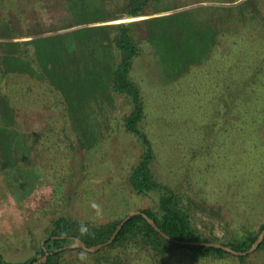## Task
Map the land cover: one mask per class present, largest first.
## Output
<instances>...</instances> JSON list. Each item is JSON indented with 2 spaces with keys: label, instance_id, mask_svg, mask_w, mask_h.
I'll use <instances>...</instances> for the list:
<instances>
[{
  "label": "rangeland",
  "instance_id": "obj_1",
  "mask_svg": "<svg viewBox=\"0 0 264 264\" xmlns=\"http://www.w3.org/2000/svg\"><path fill=\"white\" fill-rule=\"evenodd\" d=\"M45 1H48L49 9L52 8L50 15L54 22L64 23L65 20L60 19L58 14L63 12L64 15L69 11L66 8L62 11V7L59 8L56 3L63 0ZM245 1L152 0L146 7L149 12L172 7L173 10L160 16L186 15L197 29L207 33L211 55L206 62L196 65L202 53H198L197 57L192 54L196 66L193 65L184 73L183 78L174 82L171 76L162 71L161 62L150 55L154 51L151 45L143 43L131 72L132 79L139 84L147 98L146 126L161 157L158 172L162 180L174 183V174H182L186 169L193 172L195 164L202 172L197 185L204 187L207 181L208 186L204 188L208 193L218 186L217 176H230L232 179H228V186H219L224 195L216 192L213 197L208 193L204 195L214 201L219 198L224 205L236 198L232 213H226L229 219H233L234 228L231 230L224 222L216 221L207 214H197L200 232L211 243L223 246L231 237L235 238L248 229H256L264 222V207L258 211L252 206L243 215L242 207L237 206L242 204L237 203V199L243 200L241 193L235 195L239 185L249 187L251 183V177L247 174L249 156L254 155L256 164L257 158L261 161L259 153H264V76L259 74L262 72H258L255 75L257 79H250L264 65V0H254L253 4L258 8L259 14L258 18H250L249 21L242 19L243 8L240 5ZM1 2L2 8L7 12L4 22L11 23L13 31H0V51L3 49V42L26 41L66 33V29L63 31L65 27L54 26L58 29L55 30L46 29L53 28L52 26L35 25L44 21L36 20L32 15H36L38 11H32L31 0H20L17 8H14L10 0ZM122 4L127 5L126 2ZM36 8H40V5ZM106 10L104 16L109 11L110 16L114 13L125 14L110 22L112 24H128L135 20L124 10ZM245 28L248 30L247 34L244 33ZM79 30L82 31L74 29ZM34 33L38 35L32 37ZM138 34L141 39L143 32L139 30ZM245 34L247 38L243 40ZM79 35L80 39L78 36L75 38L84 43L86 52L81 54L69 50L71 58H63L77 63V55L80 58L84 54L89 55L90 61L96 65L100 63L106 66L108 63L109 67L107 71L103 69L101 78L106 73L109 74L114 58L112 47L106 41L107 37ZM72 42L78 49H83L76 39ZM63 43L61 48L63 45L69 47V43ZM72 45L74 44L70 43V48ZM47 49L52 57L59 56L55 44L49 45ZM43 58L48 60L47 54L43 53ZM76 72L78 74V69ZM0 73L2 74L1 70ZM8 86H14L17 91L20 88L24 95H27V88L39 90L42 95L39 99L23 101L18 108L16 99L14 100V106L18 110L17 115L15 114L18 125L16 131L20 133V128L23 127L30 136L27 146H23V162H32L40 168L39 173L36 172L38 187L29 202L33 210H27L30 209L29 203L24 206L15 204L7 193L5 183L18 182L28 173L21 171L5 181L0 175V238L2 241L6 239L13 242L10 246L12 251L5 252L6 259L20 261L32 254L37 245L32 244L29 239L25 240L21 233L26 236L25 228L36 226L38 237L42 238L41 228L45 223L43 216L46 217L48 213L64 215L81 222H103L119 218L128 209L135 207L127 204L128 191L123 190V179H120L124 177V168L128 166L130 157L140 149L133 137L120 132V107L126 105L124 100L119 99L116 104L100 94L92 95L87 101L71 100V118H64V104L52 91L48 92L42 83L12 76ZM4 99L9 100L7 97ZM78 102L80 103L76 105ZM71 111L69 105L70 114ZM216 122L218 125H215ZM16 148L20 152L21 145ZM19 160L17 158L15 161ZM184 165L187 167L180 169ZM233 175L235 179L232 178ZM262 183L264 184V179ZM230 185L233 186L232 189L229 188ZM251 192L252 190H243V194ZM262 194L264 195V188ZM93 202L100 205L99 210L92 208ZM37 215L41 218H36ZM76 243L74 240L70 246L74 247ZM100 258L102 261L98 264H112L110 252L101 254ZM69 259L76 264H95L93 257H83L81 254L72 255ZM184 264L192 263L187 261ZM198 264H264V250L252 252L245 263L237 258L227 257L213 261L201 260Z\"/></svg>",
  "mask_w": 264,
  "mask_h": 264
},
{
  "label": "trees",
  "instance_id": "obj_2",
  "mask_svg": "<svg viewBox=\"0 0 264 264\" xmlns=\"http://www.w3.org/2000/svg\"><path fill=\"white\" fill-rule=\"evenodd\" d=\"M150 2L152 0H130L124 12L131 17L148 14L149 11L146 7ZM253 2L254 0H246L240 5V8H243L242 19L244 18L245 21H249L250 18L252 20L258 18L259 11ZM1 9L0 19L7 16V12ZM123 15L120 14L118 18ZM105 17L104 20H110V11ZM188 20L190 18H187L186 15L169 14L128 24H110L84 28L81 32L80 30L71 31L62 35L36 37L17 43H1L3 49L0 51V58L4 60L1 61L0 59V70L7 75L5 97L9 98L10 101L0 99V175L3 176L5 181L21 171L28 173L24 179L18 182L15 181L16 183L5 181L8 187L7 193L15 204L24 206L31 201L32 195L38 187L39 181L36 172L39 173L38 169L40 167L32 162H23L24 147L27 146L30 136L28 135L29 132L23 127H19L20 133L16 131L18 125L14 115L16 109L14 94L18 91L15 90L14 86H8L12 76L22 75L21 78L24 80L38 81L47 88L48 92L52 91L65 106L66 115L63 114L64 118L69 116L71 118L72 111L71 104H69L71 100L87 101L95 94L110 98L116 104L119 103V99L124 100L126 105L120 107V110H122L119 116L121 122L120 132L133 137L139 143L140 149L135 152L133 157H130L128 166L124 168V177H120V179H123V190L128 191L126 199L129 202L127 204L129 206L134 205V208L128 209V212L119 218L103 222L98 220L81 222L64 215L48 213L46 217L43 216L45 223L41 228L42 238L38 237L36 226H27L25 228L27 231L26 236L19 231L25 240L29 239L32 244L37 245L27 258L20 261L6 259L5 252L12 251L10 246L13 242L6 239L2 241L0 238V264H33L41 260L46 251L49 252V255L47 260L41 264H76L74 260L71 259L70 261L69 259L75 254H81L83 257H93L94 263L98 264L102 261L101 254L106 252H110L112 264H184L187 261L198 264L201 260L213 261L227 257L237 258L240 262L245 263L250 258L252 253L238 256L222 248L176 243L156 230L143 216L145 214L150 220L154 221L157 227L167 236L182 242L200 241L211 243V240L200 232L197 225V214L199 212L207 214L216 221L224 222L231 230L234 228L233 219H229L226 213H232L236 198L230 204L224 205L219 198L214 201L204 195L208 193L205 189L208 182L206 181L203 185L205 188L197 185V179L202 174L198 165L193 166V172L186 169L182 174H174V183L162 180L158 172V161L161 157L152 137L148 134V127L146 126L148 116L147 98L144 96L142 88L131 76L134 60L140 55L143 43L151 45L154 51L150 55L161 62L162 71L165 75L171 76L174 82L183 78L184 73L195 65L192 54L197 57L198 53H202V57L196 62V65L206 62L211 55V49L208 48L209 37L207 33L205 34L199 28L197 29V26ZM12 27L8 22L3 24L0 21V31L5 29L13 31ZM46 29L58 30L54 27ZM139 30L143 32L141 39L138 34ZM90 31L92 33H87ZM247 31V28H245L244 33L247 34ZM80 33L84 36L107 37L106 41L112 47L114 58V65L111 71L109 70V74L106 73L107 75L105 74L101 78L103 69L107 71L109 67L108 63L106 66H102L100 63L96 65L90 61L89 55L84 54L81 58L77 55V63L73 61L71 63L63 58L69 56V50H75L81 54L86 52V46L83 42L77 40L80 46L83 47L82 50L78 49L75 43L72 42L75 36L80 37ZM246 34L243 40L247 38ZM35 35L38 34L34 33L32 37ZM73 37L74 39H72ZM212 37L214 38V36ZM65 38H70L69 42L67 39V42L63 43ZM248 39L250 38L248 37ZM248 42L251 41L248 40ZM62 43H69V47L63 45L61 48ZM70 43L74 44L71 48ZM51 44L58 47L56 53L60 57L51 56L47 49ZM43 53L47 54L48 60L43 58ZM62 64H64L63 67ZM258 72H262L259 74L264 76V65L261 70L253 73L254 76H251L250 79H257L258 77L255 75ZM0 84H2L1 73ZM96 85H99V87H96ZM25 93L27 95L23 94V98L27 102L31 98L39 99L42 95L39 90L34 91L31 88H27ZM79 103H76V105ZM215 125H218V122ZM17 145H21L20 152H17ZM197 147L200 146L197 145ZM259 154L261 161H258L257 158V165L254 162V155L251 154L247 159V162L250 163L247 166V174L251 177L249 187L239 185V188L235 190V195L238 196V192H240L243 199H237V203L242 202L237 206L242 207L243 215H246L248 208L252 206L258 211L263 209L261 207H264V195L262 194L264 188L262 183V179H264V153ZM17 158L20 159L18 162L15 161ZM25 165L27 166L25 167ZM186 167L184 165L180 169ZM207 170L209 172V169ZM232 178L235 179L234 175ZM228 179L232 180L230 176H227V178L217 176L218 186H215L208 194L211 197L215 192L224 195L219 186H228ZM229 188L232 189L233 186L230 185ZM245 189L247 191L252 190L251 194H243ZM29 208L27 210L34 209L31 208L30 203ZM53 209L56 210L54 206ZM135 210L140 211L142 214L132 217L110 245L95 252L70 246L74 239H80L89 248L107 242L123 219ZM36 218H41V216L37 215ZM263 230L264 222L256 229H248L235 238L231 237L225 246L237 252H247ZM262 250H264V240L254 253Z\"/></svg>",
  "mask_w": 264,
  "mask_h": 264
},
{
  "label": "crops",
  "instance_id": "obj_3",
  "mask_svg": "<svg viewBox=\"0 0 264 264\" xmlns=\"http://www.w3.org/2000/svg\"><path fill=\"white\" fill-rule=\"evenodd\" d=\"M18 2H20V0H10V3L14 4V6H15L14 8H17ZM122 2H126V4L128 5L130 0H65V1L63 0V2L57 1L56 3L59 5V8L62 7L61 8L62 11L66 10V9H67V11H69V12L65 13L64 15H63V12H59V14H58V17H60V19L65 20L64 23H55L54 22L53 17L51 16L52 14L50 12V10H52V8L49 9L48 6H50V5H48V1L31 0V3H32L31 6H32V11H34V12L38 11L36 13V15H34L32 13V15L36 18V20L44 21L41 24H35V25L52 26V27L61 26V27H65L63 29V31L66 29V33H69L71 31H74L75 28L84 29V28H93V27L105 26V25L112 24L110 22L118 20V17L120 16V14L114 13L113 15H111L110 20H104V18H106L104 16V13L107 11L106 9L115 10V11L127 9L125 4H122ZM39 5H40L41 9L36 8L37 6L39 7ZM109 5H112V6L109 7ZM114 5H118V6H114ZM1 8H2V2L0 0V9ZM1 10H3V9H1ZM4 10H6V9H4ZM14 10H16V9H14ZM170 10H173L172 7L171 8L166 7L165 9H162V10L148 12V14H145V15L132 17L133 19H135L134 21L132 20V22L142 21V20H147V19H154V18L159 17L161 14H166ZM41 11L43 13H41ZM157 15H159V16H157ZM6 17L7 16H5V17L3 16L0 19V21L3 22V24L7 23V22H4ZM69 26H71V27H69ZM51 32H53V30ZM66 33H64V34H66ZM75 39L79 40L80 37H79V39H77V38H75ZM20 41H23V40H19V41L16 40L14 42L17 43ZM12 42H13V40H12ZM68 42H69V38H68ZM69 54H70V52H69ZM19 76L21 77L22 75H19ZM6 77H7V75L5 73L1 74L2 84H0V91H1L0 92V99H4V97L6 95V93H5L6 92V84H5L6 83ZM23 94L24 93L21 92L20 88H18V94H15V99L17 102L16 103L17 108L19 106H21L23 101H25L23 98ZM17 112H18V110L15 109L14 115L15 114L17 115Z\"/></svg>",
  "mask_w": 264,
  "mask_h": 264
},
{
  "label": "water",
  "instance_id": "obj_4",
  "mask_svg": "<svg viewBox=\"0 0 264 264\" xmlns=\"http://www.w3.org/2000/svg\"><path fill=\"white\" fill-rule=\"evenodd\" d=\"M142 214L140 211H133L131 212L130 214H128L124 219L123 221L118 225L117 229L115 230L114 234L112 235V237L105 243L103 244H100V245H97V246H94V247H87L86 244L81 241L80 239H74L77 243H76V246L74 247H81L83 248L84 250L86 251H90V252H95L105 246H108L110 245L114 240L115 238L117 237V235L119 234V232L121 231V229L124 227V225L134 216L136 215H140ZM143 216L148 220V222L156 229L158 230L159 232H161L166 238H168L169 240L171 241H174L176 243H179V244H182V245H203V246H209V247H216V248H222L224 250H226L227 252H230L234 255H238V256H243V255H246V254H249V253H252L254 252L258 247L259 245L262 243V241L264 240V230L261 232V234L259 235V237L257 238L256 242L253 244V246L251 247L250 250H248L247 252H237L227 246H223V245H220V244H215V243H207V242H200V241H196V242H182V241H177V240H174L172 238H170L169 236H167L165 233H163L158 227L157 225L155 224L154 221L150 220L145 214H143ZM49 255V252L46 251L45 253V256L37 261V262H34L33 264H41L43 262H45L47 260V257Z\"/></svg>",
  "mask_w": 264,
  "mask_h": 264
},
{
  "label": "clouds",
  "instance_id": "obj_5",
  "mask_svg": "<svg viewBox=\"0 0 264 264\" xmlns=\"http://www.w3.org/2000/svg\"><path fill=\"white\" fill-rule=\"evenodd\" d=\"M91 206H92V208H94V209H97V210L100 209V205L97 204V203H95V202H93ZM82 230H83V229H82Z\"/></svg>",
  "mask_w": 264,
  "mask_h": 264
}]
</instances>
